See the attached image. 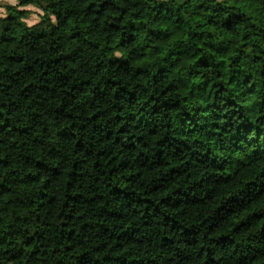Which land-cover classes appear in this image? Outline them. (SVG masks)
I'll use <instances>...</instances> for the list:
<instances>
[{
	"label": "clouds",
	"instance_id": "obj_1",
	"mask_svg": "<svg viewBox=\"0 0 264 264\" xmlns=\"http://www.w3.org/2000/svg\"><path fill=\"white\" fill-rule=\"evenodd\" d=\"M0 264H264V0H0Z\"/></svg>",
	"mask_w": 264,
	"mask_h": 264
},
{
	"label": "trees",
	"instance_id": "obj_2",
	"mask_svg": "<svg viewBox=\"0 0 264 264\" xmlns=\"http://www.w3.org/2000/svg\"><path fill=\"white\" fill-rule=\"evenodd\" d=\"M219 171H220L219 169L216 170L217 174H219Z\"/></svg>",
	"mask_w": 264,
	"mask_h": 264
}]
</instances>
